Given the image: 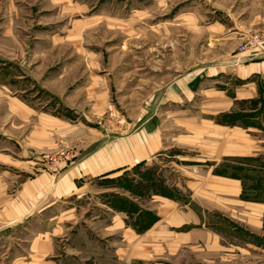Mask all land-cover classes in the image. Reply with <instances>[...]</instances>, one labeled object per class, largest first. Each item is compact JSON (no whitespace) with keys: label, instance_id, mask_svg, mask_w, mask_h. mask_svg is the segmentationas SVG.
Masks as SVG:
<instances>
[{"label":"crops","instance_id":"obj_1","mask_svg":"<svg viewBox=\"0 0 264 264\" xmlns=\"http://www.w3.org/2000/svg\"><path fill=\"white\" fill-rule=\"evenodd\" d=\"M205 1L207 16L192 9L184 16L196 19L198 24L191 25H202L210 46L224 48L215 49L214 60L194 64L160 88L158 97L150 96L146 114L127 134L100 127L110 95L101 75L102 60L93 51H75L85 64L63 92L38 80L31 70H22L21 77L31 85L24 93L45 94L46 102L37 108L27 98L10 99L13 119L9 128H0V264H146V241L154 238L167 240L176 255L199 240L213 250L232 248L207 227L210 210L205 203L214 194L220 205L233 201L261 206L241 199L242 178L223 169L226 158L253 156L247 132L262 126L256 121L264 115V54L240 53L237 46L241 36L264 28V0H233L230 5ZM78 33L67 32L74 38ZM69 62L59 63L47 78L65 79L77 63ZM251 101L260 106L252 116L256 125L217 122L233 104ZM151 105L157 107L152 110ZM83 106H90L89 111ZM171 118L176 127L190 128L189 134L165 125ZM201 137L214 148H199L196 142L197 148L196 138ZM171 152L172 166L181 171L206 168V176L192 175L184 188L176 185L174 197L151 195L159 202L157 220L138 232L127 214L112 206L114 196L137 200L118 180L134 177L137 165L147 168L158 157L170 158ZM54 153L64 155L53 166L57 172L48 166ZM193 205L201 208L194 210ZM246 240L241 247L253 248Z\"/></svg>","mask_w":264,"mask_h":264},{"label":"rangeland","instance_id":"obj_2","mask_svg":"<svg viewBox=\"0 0 264 264\" xmlns=\"http://www.w3.org/2000/svg\"><path fill=\"white\" fill-rule=\"evenodd\" d=\"M218 1L230 5L233 0ZM208 7L205 0H0L1 130L9 128L10 119H13L10 99L24 97L37 108L46 102L45 94L24 93L31 85L28 79L21 77L22 70H31L38 80L63 92L75 75L81 74L85 64L75 53L78 49L93 51L97 61L102 60L101 75L106 82L104 87L110 95V104L99 117L101 129L120 135L134 131L137 127L134 122L138 123L135 120L146 114V101L150 96L158 97L160 88L194 64L201 66L214 60L215 49L224 48L222 44L210 46L202 25H191L192 22L198 24L196 19L184 16L191 9L198 15L207 16ZM78 20L82 21L80 25ZM73 29L80 32L75 38L67 34ZM254 32L264 33V28L253 29L247 34ZM65 59L70 60L69 64L77 62L73 72L61 81L48 79V73ZM37 96L40 97L38 101ZM83 107L89 111L90 106ZM153 107L157 106L151 105L152 110ZM259 107L252 102L235 103L228 113L254 115ZM237 118L234 117L236 125L244 126L248 122L246 118ZM170 120L172 118L165 125L169 127L170 124L172 129L180 128L183 134H189L190 128L176 127ZM256 122L262 124L261 129L247 132L252 140L250 153L253 156L226 158L223 171L242 178L241 199L261 206L245 207L233 201L229 205H220L214 200V194L209 195L212 201L205 203L210 210L207 227L221 235L222 245L230 244L232 248L213 250L199 240L193 247L184 245L176 255L167 240L162 243L154 238L146 241L150 256L146 264H264V115ZM203 139L196 138L195 146L197 142L199 148H214ZM170 154V158L158 157L146 165L147 168L140 166L132 174L137 178L139 172L146 170L149 177H157L162 186L171 189L176 185L184 188L185 184H190L192 175L206 176V168H197L198 171L175 168L171 165L173 153ZM53 156L62 159L64 155L54 153L48 157L49 168L57 172L59 168L53 167L55 163L50 161ZM171 189L168 193L175 194L176 191L171 192ZM153 193L150 188L147 194L135 196V204L154 213L159 202L152 199ZM184 195H188L187 189ZM192 207L194 210L201 208ZM244 236L248 243H253V248L241 247ZM134 264L143 263L136 261Z\"/></svg>","mask_w":264,"mask_h":264},{"label":"trees","instance_id":"obj_3","mask_svg":"<svg viewBox=\"0 0 264 264\" xmlns=\"http://www.w3.org/2000/svg\"><path fill=\"white\" fill-rule=\"evenodd\" d=\"M252 103H255L254 101H251ZM238 116V118H246L248 122H246L245 126L247 125H256L255 122H252V114H232V113H224L220 116V118H217V122L221 124L226 125H234L236 120L234 117ZM237 118V119H238ZM235 120V121H234ZM142 166L137 165L133 168V172L137 171V169ZM149 172L146 173V170L143 172H139V176L136 177H124L122 180H118L117 185L120 188H123L124 190L128 191L132 196H138V195H144L147 194V191H149L150 188L154 191V194L165 196V197H174V194L168 193V190L171 188H166L160 184L159 179L157 177H154L153 175L149 177ZM160 185V186H159ZM174 191V189H171V192ZM112 206L115 209L124 211L128 216V223L133 226L136 231L143 232L147 229H149L157 220V216L155 213L149 210H142L140 209L135 202H133L130 199H127L123 196H114V199L112 201Z\"/></svg>","mask_w":264,"mask_h":264},{"label":"built area","instance_id":"obj_4","mask_svg":"<svg viewBox=\"0 0 264 264\" xmlns=\"http://www.w3.org/2000/svg\"><path fill=\"white\" fill-rule=\"evenodd\" d=\"M237 51L240 53L250 52L252 54H264V33L254 32L244 36L243 40L237 46ZM60 158L55 156L50 157L51 163H55Z\"/></svg>","mask_w":264,"mask_h":264}]
</instances>
